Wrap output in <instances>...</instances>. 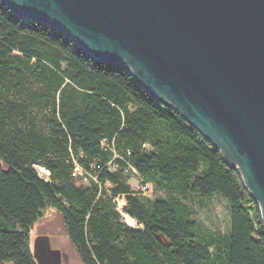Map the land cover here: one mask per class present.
Masks as SVG:
<instances>
[{"label":"trees","instance_id":"trees-1","mask_svg":"<svg viewBox=\"0 0 264 264\" xmlns=\"http://www.w3.org/2000/svg\"><path fill=\"white\" fill-rule=\"evenodd\" d=\"M34 101L43 125L23 126L14 117ZM134 173L175 196L138 195ZM188 192L226 199L228 233L202 238ZM48 207L82 264H264L259 204L218 148L127 68L0 0V264H37L29 231Z\"/></svg>","mask_w":264,"mask_h":264},{"label":"water","instance_id":"water-1","mask_svg":"<svg viewBox=\"0 0 264 264\" xmlns=\"http://www.w3.org/2000/svg\"><path fill=\"white\" fill-rule=\"evenodd\" d=\"M5 2L127 68L236 167L264 220V0Z\"/></svg>","mask_w":264,"mask_h":264},{"label":"rangeland","instance_id":"rangeland-1","mask_svg":"<svg viewBox=\"0 0 264 264\" xmlns=\"http://www.w3.org/2000/svg\"><path fill=\"white\" fill-rule=\"evenodd\" d=\"M15 99L27 102L26 95L21 97L18 94ZM27 104L28 108L24 110V114L16 115L14 118L21 125L28 126L31 124L32 116L35 115L37 123L43 125V105L35 101ZM35 168H37V165H35ZM40 176L45 180H51L50 171L47 175ZM145 179L148 180L146 176ZM128 183L140 196L165 199L175 196L165 183L158 184L155 181H149L150 186L142 188L136 173L129 176ZM125 199L120 196L116 200L118 208L122 209L123 204L126 203ZM184 202L197 219L202 238L209 235L228 233L230 227L229 208L226 199L222 195L213 194L211 197H202L197 193L188 192L184 197ZM29 236L30 249L37 264H82L79 255L68 238L62 215L54 207H48L43 211V214L31 226ZM212 249L213 247H211Z\"/></svg>","mask_w":264,"mask_h":264},{"label":"built area","instance_id":"built-area-1","mask_svg":"<svg viewBox=\"0 0 264 264\" xmlns=\"http://www.w3.org/2000/svg\"><path fill=\"white\" fill-rule=\"evenodd\" d=\"M75 170H76L77 172H80L79 167H76ZM144 187H146V186H144ZM121 213H122L123 218L125 219V221L127 222V224H128L129 226H131V227H133V228H141V225H137V221H136L133 217L129 216L128 213L123 212V211H121Z\"/></svg>","mask_w":264,"mask_h":264},{"label":"bare ground","instance_id":"bare-ground-1","mask_svg":"<svg viewBox=\"0 0 264 264\" xmlns=\"http://www.w3.org/2000/svg\"><path fill=\"white\" fill-rule=\"evenodd\" d=\"M38 172L40 175H47L48 174V170L42 166H37Z\"/></svg>","mask_w":264,"mask_h":264}]
</instances>
